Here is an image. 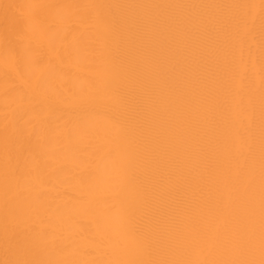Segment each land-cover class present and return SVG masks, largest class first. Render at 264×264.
<instances>
[{"label":"snow or ice","instance_id":"obj_1","mask_svg":"<svg viewBox=\"0 0 264 264\" xmlns=\"http://www.w3.org/2000/svg\"><path fill=\"white\" fill-rule=\"evenodd\" d=\"M3 8L0 264H264V0Z\"/></svg>","mask_w":264,"mask_h":264},{"label":"bare ground","instance_id":"obj_2","mask_svg":"<svg viewBox=\"0 0 264 264\" xmlns=\"http://www.w3.org/2000/svg\"><path fill=\"white\" fill-rule=\"evenodd\" d=\"M24 0H0V21L3 20L4 8L3 5L6 3H20ZM54 2H96V3H109V4H203V5H231V4H242V3H255L259 4V0H54ZM134 10L126 9L122 10V13L118 11V14L129 15L132 14ZM156 12H162L164 14H177V15H196L206 18H222L227 17L232 14L235 10L229 8H208V9H167V10H153ZM259 39V22L257 21V40ZM257 87L259 84L258 77L256 80ZM257 141L259 135V99L257 93ZM95 123L101 124L102 122L93 121ZM233 126L240 127L241 122L237 116H233ZM257 154H258V145H257ZM52 193L55 192V189H51ZM69 191H75V189L69 187ZM53 199L52 195L47 197L36 198L35 193L30 197L32 207L39 208L41 211H44L47 208V204L44 203L45 200ZM58 199V198H57ZM68 199V197H64ZM50 211V209H48ZM22 220H27V217H22ZM3 223V211L0 208V260L6 258L5 251V242L3 238L2 231ZM23 224L20 228L14 229L11 233L13 241H22L24 237ZM8 258H11V250L8 252Z\"/></svg>","mask_w":264,"mask_h":264}]
</instances>
